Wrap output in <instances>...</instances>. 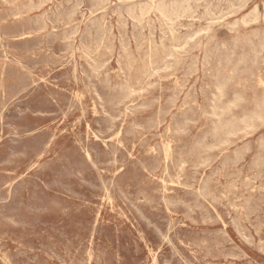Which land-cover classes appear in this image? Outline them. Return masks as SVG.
<instances>
[{"label":"rangeland","instance_id":"obj_1","mask_svg":"<svg viewBox=\"0 0 264 264\" xmlns=\"http://www.w3.org/2000/svg\"><path fill=\"white\" fill-rule=\"evenodd\" d=\"M263 82L264 0H0V264H264Z\"/></svg>","mask_w":264,"mask_h":264},{"label":"bare ground","instance_id":"obj_2","mask_svg":"<svg viewBox=\"0 0 264 264\" xmlns=\"http://www.w3.org/2000/svg\"><path fill=\"white\" fill-rule=\"evenodd\" d=\"M58 1V0H57ZM159 1H157V3H158ZM170 3H171V1H169ZM173 2V1H172ZM185 2V1H184ZM150 3V2H149ZM166 3V2H165ZM169 3V4H170ZM145 4V3H144ZM175 4V3H174ZM174 4L173 5H169V6H166V5H163V4H155V3H151V4H149V5H146V11H148V10H151V9H154L156 12H158V14H160V16L162 15L164 18H167L166 19V21L169 19V21H167V22H170V18H172L173 16H175L178 12H179V9H178V7L176 8L175 6H174ZM186 4V3H185ZM256 5V4H255ZM54 6V5H53ZM141 6V5H140ZM145 6V5H144ZM185 6V5H184ZM136 7H138V6H136ZM187 7V6H186ZM184 8V7H183ZM188 8V7H187ZM217 8V7H216ZM136 9V8H135ZM186 9V8H185ZM44 10V9H43ZM143 11H144V7H142V8H140L139 9V12H141V13H143ZM184 12V11H183ZM182 12V13H183ZM254 12V11H253ZM138 13V12H137ZM141 13L139 14V16L141 15ZM247 13V12H246ZM144 14H145V12H144ZM143 14V15H144ZM184 14V13H183ZM231 14V13H230ZM229 14V15H230ZM248 14V13H247ZM263 14V13H262ZM46 15V14H45ZM180 15H181V12H180ZM14 16V15H13ZM253 16H255V15H253ZM252 16V17H253ZM80 17V16H79ZM178 17V16H177ZM176 17V18H177ZM189 17V16H188ZM175 18V17H174ZM179 18V17H178ZM191 18H192V16H191ZM255 18V17H254ZM249 19V18H248ZM3 20H5V19H3ZM133 20V19H132ZM156 20V19H155ZM165 20V19H164ZM173 20V19H172ZM246 20V19H245ZM244 20V21H245ZM250 20V19H249ZM252 20H254V19H252ZM134 21V20H133ZM233 21V20H232ZM235 21V20H234ZM243 21V23L245 24V22ZM246 21H248V20H246ZM255 22H257L256 20H254ZM137 22V21H136ZM163 22V21H162ZM172 22H174V21H172ZM249 22V21H248ZM254 22V23H255ZM151 23V22H150ZM160 23V22H159ZM164 23V22H163ZM247 23V22H246ZM168 24V23H167ZM169 24H171V23H169ZM241 24V23H240ZM239 24V25H240ZM51 25V24H50ZM109 25V24H108ZM171 25H173V24H171ZM229 25V24H228ZM2 26V25H1ZM79 27V26H78ZM125 27V26H124ZM230 27V26H229ZM171 28V27H170ZM112 29V28H111ZM233 29V28H232ZM202 31V30H201ZM256 31V30H255ZM153 32V31H152ZM69 33V32H68ZM200 34V33H199ZM257 34V33H256ZM253 36V35H252ZM189 37V36H188ZM192 37H193V35H192ZM117 39V38H116ZM191 39V38H190ZM247 39V38H246ZM258 39V38H257ZM185 41V40H184ZM251 41V40H250ZM255 41V40H254ZM253 41V42H254ZM260 41V40H259ZM117 42V41H116ZM236 42V41H235ZM246 42V41H245ZM73 43V42H72ZM187 44V43H186ZM238 44V43H237ZM256 44H258L257 42H256ZM184 45V44H183ZM260 45V44H259ZM228 46V45H227ZM239 46V45H238ZM175 47V46H174ZM248 47V46H247ZM211 48V47H210ZM224 48V47H223ZM180 49V48H179ZM177 50V49H176ZM262 50V49H261ZM84 51V50H83ZM37 52V51H36ZM93 52V51H92ZM233 52V51H232ZM254 52V51H253ZM199 53V52H198ZM84 54V53H83ZM256 54V53H255ZM254 54V55H255ZM170 55H171V53H170ZM242 55V54H241ZM259 55V54H258ZM45 57V56H44ZM50 57V56H49ZM57 57H58V55H57ZM172 57V56H171ZM252 57V56H251ZM225 58V57H224ZM259 58V57H258ZM43 59V58H42ZM58 59V58H57ZM197 59V58H196ZM242 59V58H241ZM252 59V58H251ZM12 60V59H11ZM186 60V59H185ZM227 60V59H226ZM109 61V60H108ZM239 61V60H238ZM249 61V60H248ZM11 63V62H10ZM165 63V62H164ZM4 64V63H3ZM86 64V63H85ZM202 64V63H201ZM221 64V63H220ZM74 65V64H73ZM78 65V64H77ZM217 65V64H216ZM237 65V64H236ZM201 66V65H200ZM205 66V65H204ZM262 66V65H261ZM163 67V66H162ZM99 69V68H98ZM233 69V68H232ZM231 69V70H232ZM41 70V69H40ZM75 70V69H74ZM159 70V69H158ZM46 71V70H45ZM44 71V72H45ZM163 71V70H162ZM207 71V70H206ZM234 71V70H233ZM196 72V71H195ZM223 72H224V70H223ZM71 73V72H70ZM115 73V72H114ZM233 73V72H232ZM231 73V74H232ZM149 74V73H148ZM240 75V74H239ZM188 76V75H187ZM252 76V75H251ZM201 77V76H200ZM160 78V77H159ZM170 78V77H169ZM48 79V78H47ZM165 79V78H164ZM231 79V78H230ZM260 79V78H259ZM258 79V80H259ZM161 80V79H160ZM225 80V79H224ZM226 80H228V79H226ZM226 80H225V83H227L226 82ZM240 80H242V79H240ZM145 81V80H144ZM173 81V80H172ZM186 81V80H185ZM48 82V81H47ZM174 82V81H173ZM222 83H223V81H221ZM259 82H260V80H259ZM261 83V82H260ZM153 84V83H152ZM221 84V83H220ZM250 84V83H249ZM248 84V85H249ZM262 84H264V82L262 83ZM83 85V84H82ZM123 85V84H122ZM222 85H224V83L222 84ZM226 85V84H225ZM234 85V84H233ZM247 85V86H248ZM259 85V84H258ZM261 86V85H260ZM259 86V87H260ZM218 87V86H217ZM216 87V89L217 90H219V88H217ZM221 87V86H220ZM258 87V88H259ZM243 88V87H242ZM210 89V88H209ZM222 89V88H221ZM220 89V90H221ZM238 89V88H237ZM263 89H264V87H263ZM93 90V89H92ZM137 90V89H136ZM216 90V91H217ZM219 90V91H220ZM219 91H218V93H219ZM223 92V91H222ZM250 92V91H249ZM130 93H132L131 91H130ZM142 93V92H141ZM221 93V92H220ZM224 93V92H223ZM96 94V93H95ZM129 94V93H128ZM67 95V94H66ZM75 95V94H74ZM97 95V94H96ZM171 95V94H170ZM239 95V94H238ZM56 96V95H55ZM221 96H222V94H221ZM240 96V95H239ZM97 97H98V95H97ZM214 97V96H213ZM221 98V97H220ZM234 98V97H233ZM239 98V97H238ZM242 98V97H241ZM257 98V97H256ZM153 99V98H152ZM263 99V98H262ZM261 99V100H262ZM248 99H246V101H247ZM155 101H156V99H155ZM154 101V102H155ZM236 101H237V99H236ZM258 102V101H257ZM164 103V102H163ZM208 104V103H207ZM224 104V103H223ZM228 104V103H227ZM170 105V104H169ZM226 105V104H225ZM12 106V105H11ZM231 106V105H230ZM261 106V105H260ZM158 107V106H157ZM257 108H258V106H256ZM218 108V107H217ZM240 108V107H239ZM257 108H255V110L257 109ZM259 109V108H258ZM215 110V109H214ZM74 111V110H73ZM86 111V110H85ZM240 111V110H239ZM251 111V110H250ZM258 111V110H257ZM72 112V111H71ZM70 112V113H71ZM242 112V111H241ZM261 112H264V111H261ZM68 113V112H67ZM90 113V112H89ZM214 113V112H213ZM257 113V112H256ZM230 114V113H229ZM258 114V113H257ZM259 114H260V112H259ZM209 115V114H208ZM256 115V114H255ZM254 115V116H255ZM99 116V115H98ZM259 116V115H258ZM260 116H261V114H260ZM259 116V117H260ZM139 117V116H138ZM204 117V116H203ZM256 117H257V115H256ZM255 117V118H256ZM146 118V117H145ZM227 118V117H226ZM264 118V117H263ZM108 119V118H107ZM254 119V118H253ZM259 119V118H258ZM90 120V119H89ZM242 120V119H241ZM113 121V120H112ZM238 121V120H237ZM249 121V120H248ZM262 121V120H261ZM251 122V121H250ZM243 123V122H242ZM226 124V123H225ZM244 124V123H243ZM249 124H251L252 125V123H249ZM69 125V124H68ZM199 125V124H198ZM210 125V124H209ZM250 125V126H251ZM110 126V125H109ZM204 126V125H203ZM114 127V126H113ZM113 127H112V129H113ZM248 127V126H247ZM246 127V128H247ZM256 127V126H255ZM157 129V128H156ZM165 129V128H164ZM228 129V128H227ZM212 130V129H211ZM232 130V129H231ZM219 131H220V129H219ZM131 132V131H130ZM224 132V131H223ZM216 133V132H215ZM219 133V132H218ZM226 134V133H225ZM77 135V134H76ZM121 135V134H120ZM149 135V134H148ZM152 135V134H151ZM218 135V134H217ZM221 135V134H220ZM165 136V135H164ZM211 136V135H210ZM225 136V135H224ZM247 136V135H246ZM1 137V136H0ZM95 137V136H94ZM116 137V136H115ZM158 138V137H157ZM207 138V137H206ZM226 138V137H225ZM231 138V137H230ZM255 138V137H254ZM129 139V138H128ZM152 139V138H151ZM214 140V139H213ZM210 141V140H209ZM165 142V141H164ZM260 142V141H259ZM104 143V142H103ZM224 143H226V142H224ZM195 145V144H194ZM256 145V144H255ZM263 145V144H262ZM129 147V146H128ZM239 147H241V146H239ZM118 148H119V146H118ZM149 148V147H148ZM252 148V147H251ZM258 148V147H257ZM264 148V147H263ZM48 149V148H47ZM112 149V148H111ZM165 150V149H164ZM170 150V149H169ZM257 151V150H256ZM257 153H260V152H257ZM149 154V153H148ZM207 154V153H206ZM166 155V154H165ZM225 155V154H224ZM123 157V156H122ZM172 158V157H171ZM170 159V158H169ZM134 160V159H133ZM179 160V159H178ZM254 160H257V159H254ZM148 161V160H147ZM162 161V160H161ZM259 161V160H258ZM171 162V161H170ZM264 162V161H263ZM137 163V162H136ZM178 163H179V161H178ZM204 163V162H203ZM220 163V162H219ZM102 164V163H101ZM128 164V163H127ZM95 166V165H94ZM172 166V165H171ZM221 166V165H220ZM189 167V166H188ZM124 168V167H123ZM183 168V167H182ZM196 168V167H195ZM215 168V167H214ZM223 168V167H222ZM239 168V167H238ZM242 168V167H241ZM172 170V169H171ZM122 171V170H121ZM127 171V170H126ZM235 171V170H234ZM98 172V171H97ZM129 172V171H128ZM259 172V171H258ZM200 173V172H199ZM214 173V172H213ZM246 174V173H245ZM100 175V174H99ZM139 175V174H138ZM253 176V175H252ZM159 177V176H158ZM222 178V177H221ZM238 178V177H237ZM264 178V177H263ZM145 179V178H144ZM236 180V179H235ZM145 181V180H144ZM235 182V181H234ZM138 183V182H137ZM165 183V182H164ZM170 183H172L171 181H170ZM253 183V182H252ZM111 185V184H110ZM180 187V186H179ZM207 187V186H206ZM241 187V186H240ZM131 188V187H130ZM152 188V187H151ZM191 188V187H190ZM143 189H145V188H143ZM210 189V188H209ZM254 189V188H253ZM141 190V189H140ZM172 190V189H171ZM212 190V189H211ZM9 191V190H8ZM109 191V190H108ZM167 192V191H166ZM193 192V191H192ZM206 192H208V191H206ZM216 193V192H215ZM239 193V192H238ZM218 194V193H217ZM131 195V194H130ZM142 195V194H141ZM140 195V196H141ZM161 195V194H160ZM225 195V194H224ZM232 195V194H231ZM184 196V195H183ZM223 197V196H222ZM200 198V197H199ZM152 199V198H151ZM146 200V199H145ZM232 201V200H231ZM258 201V200H257ZM176 202V201H175ZM239 202V201H238ZM138 203V202H137ZM159 205V204H158ZM173 205V204H172ZM233 205V204H232ZM165 206V205H164ZM177 206V205H176ZM183 206V205H182ZM243 206V205H242ZM97 207V206H96ZM171 208H172V206H171ZM187 208V207H186ZM198 208V207H197ZM201 209V208H200ZM250 209V208H249ZM168 210V209H167ZM234 211H236V210H234ZM112 212V211H111ZM232 212V211H231ZM230 212V213H231ZM253 212V211H252ZM193 213V212H192ZM237 213V212H236ZM178 214V213H177ZM64 215V214H63ZM200 215V214H199ZM236 215V214H235ZM264 215V214H263ZM235 217V216H234ZM233 217V218H234ZM128 218V217H127ZM238 218V217H237ZM255 218V217H254ZM7 220V219H6ZM231 220V219H230ZM235 220V219H234ZM258 220V219H257ZM202 221V220H201ZM171 222V221H170ZM224 222V221H223ZM80 223V222H79ZM97 223V222H96ZM264 223V222H263ZM216 225V224H215ZM70 226V225H69ZM227 226V225H226ZM263 226V225H262ZM2 228V227H1ZM174 229V228H173ZM187 229V228H186ZM117 233V232H116ZM93 234V233H92ZM264 234V233H263ZM262 234V235H263ZM170 235V234H169ZM168 235V236H169ZM31 236V235H30ZM159 236V235H158ZM249 236V235H248ZM260 236V235H259ZM17 237V236H16ZM19 237V236H18ZM17 237V238H18ZM247 237V236H246ZM57 238V237H56ZM86 239V238H85ZM84 239V240H85ZM258 239V238H257ZM44 240V239H43ZM200 240V239H199ZM248 240V239H247ZM251 240H253V239H251ZM259 240V239H258ZM15 241V240H14ZM79 241V240H78ZM245 241V240H244ZM250 241V240H249ZM169 242V241H168ZM215 242V241H214ZM56 243H58V242H56ZM134 245V244H133ZM157 245V244H156ZM155 246V245H154ZM6 247V246H5ZM130 247V246H129ZM137 247V246H136ZM99 248V247H98ZM139 248V247H138ZM154 248V247H153ZM205 248V247H204ZM260 248V247H259ZM54 249V248H53ZM160 249V248H159ZM158 249V250H159ZM26 250V249H25ZM58 250V249H57ZM172 251V250H171ZM67 252H68V250H67ZM157 252V251H156ZM176 252V251H175ZM21 253V252H20ZM140 253V252H139ZM230 253H231V251H230ZM59 254V253H58ZM9 255V254H8ZM93 255V254H92ZM145 256V255H144ZM232 256V255H231ZM12 257V256H11ZM222 257V256H221ZM10 258V257H9ZM113 258V257H112ZM236 258V257H235ZM76 259V258H75ZM171 259V258H170ZM217 259V258H216ZM147 260V259H146ZM164 260V259H163ZM85 261V260H84ZM91 261V260H90ZM168 262V261H167ZM93 263V262H92ZM251 263V262H250ZM249 263V264H250ZM49 264V263H48ZM173 264V263H172Z\"/></svg>","mask_w":264,"mask_h":264}]
</instances>
